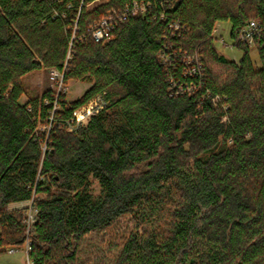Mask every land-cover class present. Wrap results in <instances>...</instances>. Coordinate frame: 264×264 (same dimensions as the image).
I'll return each mask as SVG.
<instances>
[{
    "label": "trees",
    "instance_id": "trees-1",
    "mask_svg": "<svg viewBox=\"0 0 264 264\" xmlns=\"http://www.w3.org/2000/svg\"><path fill=\"white\" fill-rule=\"evenodd\" d=\"M134 1L147 10L97 41ZM251 20L253 45L240 39ZM224 21L238 62L217 53ZM42 68L91 86L23 100ZM26 201L29 236L25 208H9ZM124 216L127 238L89 252ZM27 238L33 264H264V0H0V254Z\"/></svg>",
    "mask_w": 264,
    "mask_h": 264
},
{
    "label": "rangeland",
    "instance_id": "rangeland-1",
    "mask_svg": "<svg viewBox=\"0 0 264 264\" xmlns=\"http://www.w3.org/2000/svg\"><path fill=\"white\" fill-rule=\"evenodd\" d=\"M230 22H218L214 31L216 36V50L219 55H224L228 59L238 62L243 52L233 45L234 41L230 35ZM214 53L211 57H214ZM251 58L256 62V66H260V59L256 48H252ZM199 60V58H196ZM215 61V60H213ZM212 61V62H213ZM216 62V61H215ZM218 67V69H223ZM52 68H42L40 70L32 71L23 77V84L27 89L23 100H27L33 96H40L48 89H53L56 92H63L67 95L68 100H75L81 97L89 88L88 82H83L77 79H71L68 83L63 82L62 74ZM73 128V127H72ZM43 130L49 129V126L42 127ZM94 193H99L100 186L95 181L92 187ZM29 201L23 203H12L10 209L25 208ZM133 219L130 216L121 217L119 220L108 226L103 232L93 234L85 239L88 245L85 247L89 252H96L99 256H107L109 250L113 249L116 244H121L133 229ZM12 248V247H10ZM0 254V264H27L26 244L22 248L14 247V251H9Z\"/></svg>",
    "mask_w": 264,
    "mask_h": 264
},
{
    "label": "built area",
    "instance_id": "built-area-1",
    "mask_svg": "<svg viewBox=\"0 0 264 264\" xmlns=\"http://www.w3.org/2000/svg\"><path fill=\"white\" fill-rule=\"evenodd\" d=\"M149 3L144 1H134L132 4L127 5L121 12H112L109 15L102 18L93 30V36L97 41H107L111 38L112 32L118 23L126 20V18L131 14H136L138 12H145L147 10ZM259 22L256 20L249 21L243 31L240 34V39L247 42L250 45L254 43V36L258 32ZM57 73V70L55 71ZM104 106L102 98L99 96L96 99L90 101L89 103L83 105L81 108L75 111V120L77 125H86L91 116L96 114ZM72 129V127H71ZM25 223L27 227V236L32 232L33 225L36 222L37 208L34 206L32 201L25 207ZM26 252H27V264H33L29 252L31 250V240L27 238L26 242ZM14 247L10 248L9 251L13 252Z\"/></svg>",
    "mask_w": 264,
    "mask_h": 264
}]
</instances>
